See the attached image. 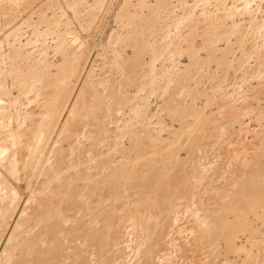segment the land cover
Masks as SVG:
<instances>
[{
  "label": "rangeland",
  "instance_id": "obj_1",
  "mask_svg": "<svg viewBox=\"0 0 264 264\" xmlns=\"http://www.w3.org/2000/svg\"><path fill=\"white\" fill-rule=\"evenodd\" d=\"M45 173L82 264H264V0H0V254Z\"/></svg>",
  "mask_w": 264,
  "mask_h": 264
},
{
  "label": "bare ground",
  "instance_id": "obj_2",
  "mask_svg": "<svg viewBox=\"0 0 264 264\" xmlns=\"http://www.w3.org/2000/svg\"><path fill=\"white\" fill-rule=\"evenodd\" d=\"M58 142H60V141H58ZM60 145H62V144H60ZM9 146V145H8ZM58 148H60V147H58ZM57 148V149H58ZM70 148V147H69ZM54 150V149H53ZM67 150V149H66ZM79 150V149H78ZM81 150H82V148H81ZM57 151V150H56ZM80 151V150H79ZM82 152V151H81ZM51 154V153H50ZM14 156V155H13ZM51 156V155H50ZM82 156V155H81ZM67 157V156H66ZM101 157V156H100ZM12 158V157H11ZM77 158V157H76ZM75 158V159H76ZM97 158V157H96ZM80 159V158H79ZM4 160V159H3ZM7 160V159H6ZM24 160H25V158H24ZM94 160V159H93ZM65 161V160H64ZM68 161V160H67ZM84 161V160H83ZM92 161V160H91ZM2 162H4V161H2ZM68 162H70V161H68ZM90 162V161H89ZM7 164V163H6ZM27 164V163H26ZM47 164V163H46ZM69 164V163H68ZM79 164H80V162H79ZM85 164V163H84ZM99 164V163H98ZM10 165V164H9ZM48 165V164H47ZM74 165V164H73ZM96 165V164H95ZM14 166V165H13ZM39 166V165H38ZM61 166V165H60ZM64 166V165H63ZM77 166V165H76ZM79 166H81V165H79ZM98 166V165H97ZM8 167V166H7ZM16 167V166H15ZM83 167V166H82ZM93 167V166H92ZM96 167V166H95ZM94 167V168H95ZM9 168H11V167H9ZM28 168V167H27ZM48 168V167H47ZM113 168V167H112ZM36 169V168H35ZM88 169V168H87ZM86 169V170H87ZM90 169V168H89ZM96 169V168H95ZM105 169V168H104ZM27 170H30V169H27ZM83 170H85V169H83ZM111 170V169H110ZM10 171V170H9ZM12 171V170H11ZM45 171H47V170H45ZM49 171V170H48ZM70 171H72V170H70ZM96 171V170H95ZM24 172V171H23ZM58 171H56L55 173H57ZM74 172V171H73ZM87 172V171H86ZM143 172V171H142ZM141 172V173H142ZM44 173V172H43ZM50 173V172H49ZM59 173H61L60 171H59ZM109 173V172H108ZM140 173V172H139ZM27 174V173H26ZM33 174H35V172L33 173ZM42 174V173H41ZM40 174V175H41ZM64 174V173H63ZM62 174V175H63ZM90 174V173H89ZM93 174V173H92ZM16 175V174H15ZM45 175H47L46 173L45 174H43V176H38V178H37V180H36V183H34L35 185H34V187H33V189H32V191H31V194L29 195V200L31 199H33L31 202H32V204H33V201L34 200H38L37 201V207L35 208V206H33L32 207V209L30 208V210H33V211H31V212H35V210H34V208L36 209V213L35 214H31V212H30V210L28 209V210H26L27 212L29 211L30 212V214H31V216H29L28 218L30 219H33V220H26L27 219V216L29 215V213H26V211H25V213L26 214H28V215H25V218L23 219V217L21 218V216H23V214L21 215L20 214V217L19 218H21V220H19L18 221V224L17 225H15L14 226V228H13V230H12V232H11V234H10V236L8 237V239H7V241H6V243H4L5 244V246H4V248H3V250H2V252H1V254H0V264H82V262H81V256H80V250H81V248H85V239H86V234H85V231H84V224L86 223V222H84V221H82L83 219H81V221L80 220H78V222L77 223H72L71 225H70V221H68V219H70V217H72V215H73V217L71 218L72 219V221H73V219L75 218V220H77L78 218L80 219V217H81V215H78L77 213L78 212H81L82 211V209L80 210L78 207H79V205H77V202H75V203H73V201H72V203H70V204H67V203H65V204H63L64 202H62V204H60V205H58L57 204V201L56 200H54L53 198L55 197V199H58L57 197L58 196H60V195H63L64 193L63 192H65L66 190H64V191H62L63 189H68L69 188V186L67 185V187L65 186V184H64V186L63 187H66V188H63L62 187V184H61V189L60 190H57L59 187H57V188H55V186H53V184L54 183H56L55 182V179H57L58 178V176H56L55 174L54 175H52V176H50V177H52V179L51 180H48L47 179V181L46 180H44L45 182H42V179H44L43 177L45 176ZM91 175V174H90ZM108 175V174H107ZM132 175V174H131ZM33 176H36V174L35 175H33ZM70 176V175H69ZM204 176V175H203ZM45 177H47V176H45ZM73 177V176H72ZM71 177V178H72ZM76 177V176H75ZM103 177V176H102ZM129 177V176H128ZM86 178V177H85ZM94 178V177H93ZM110 178H112L111 176H110ZM153 178V177H152ZM32 179V178H31ZM46 179V178H45ZM70 179V178H69ZM73 179V178H72ZM30 180V179H29ZM28 180V181H29ZM33 180V179H32ZM31 180V181H32ZM35 180V179H34ZM62 180V179H61ZM61 180H59V181H61ZM75 180V179H74ZM76 181H78V180H76ZM143 181V180H142ZM152 181H153V179H152ZM198 181V180H197ZM68 182V181H67ZM88 182V181H87ZM156 182V181H155ZM28 183V182H27ZM46 183V184H45ZM60 183H62V182H60ZM59 183V184H60ZM71 183H72V180H71ZM109 183V182H108ZM148 183V182H147ZM151 183V185H152V182H150ZM234 182H232L231 184H233ZM30 184V183H29ZM28 184V185H29ZM76 184V183H75ZM79 184V183H78ZM237 184H239V183H237ZM73 185H74V183H73ZM86 185V184H85ZM88 185V184H87ZM86 185V186H87ZM120 185V184H119ZM229 185V184H228ZM227 185V186H228ZM234 185H235V183H234ZM31 186V185H30ZM56 186H57V183H56ZM60 186V185H59ZM80 186V185H79ZM140 186H144V188H147L148 186H145V185H140ZM231 186V185H230ZM74 187V186H73ZM81 187V186H80ZM84 187V186H83ZM120 187V186H119ZM137 187H139V186H137ZM71 188V187H70ZM85 188V187H84ZM83 188V189H84ZM92 188V187H91ZM97 188V187H96ZM226 188V187H225ZM228 188V187H227ZM30 189V188H29ZM44 190V191H42V190ZM75 189V188H74ZM130 189H132V188H130ZM173 189V188H172ZM77 190V189H76ZM75 190V191H76ZM79 190H81V189H79ZM79 190H77V191H79ZM90 190V189H89ZM145 190H147V189H145ZM150 190V189H149ZM175 190V189H174ZM179 190V189H178ZM249 189H247V188H245V191H248ZM67 191H70L69 189L67 190ZM117 191V190H116ZM120 191V190H119ZM139 191L140 190H138V192L137 193H139ZM172 191V190H171ZM252 192H253V190H251ZM87 192V191H86ZM95 192V191H94ZM93 192V193H94ZM102 192H103V190H102ZM101 192V193H102ZM166 192V191H165ZM176 192H177V190H176ZM71 193H72V191H71ZM71 193H70V195H71ZM80 193V192H79ZM89 193V192H88ZM92 193V194H93ZM100 193V194H101ZM120 193H122V192H120ZM134 193L135 192H133V195H134ZM180 193V192H179ZM218 193H220V192H218ZM129 194V193H128ZM136 194V193H135ZM140 194V193H139ZM166 194V193H165ZM171 194V193H170ZM170 194H169V196H170ZM216 194V193H215ZM228 194V193H227ZM81 195H83V194H80L79 196H81ZM142 195H143V193H142ZM173 195V194H172ZM219 195V194H218ZM218 195H217V197H218ZM77 196V195H76ZM99 196V195H98ZM101 196V195H100ZM99 196V197H100ZM136 196H139V195H136ZM174 196V195H173ZM181 196V195H180ZM180 196H178V197H180ZM209 196H211V195H209ZM18 197V196H17ZM106 197V196H105ZM140 197V196H139ZM168 197V196H167ZM20 198H22V197H20ZM19 197H18V199H20ZM27 198V199H28ZM63 198V197H62ZM61 198V199H62ZM109 198V197H108ZM107 198V199H108ZM126 198V197H125ZM125 198H124V200H125ZM219 198V197H218ZM217 198V199H218ZM222 198V197H221ZM17 199V200H18ZM52 199L54 200V202H56V203H54L53 201H52ZM66 199V198H65ZM64 199V200H65ZM70 199V198H69ZM111 199H112V197H111ZM126 199H130V198H126ZM183 199V198H182ZM214 199H216V196H215V198ZM29 200H27V201H29ZM68 200V199H67ZM66 200V201H67ZM71 200V199H70ZM79 200V199H78ZM81 200V199H80ZM102 200V199H101ZM179 200V199H178ZM211 200V199H210ZM213 200V199H212ZM2 201V200H1ZM5 201V200H4ZM65 201V202H66ZM85 201H87V200H85ZM106 201V200H105ZM104 201V202H105ZM127 201V200H126ZM214 201V200H213ZM7 202H9L8 200H7ZM39 202V203H38ZM101 202V201H100ZM177 202V201H176ZM175 202V203H176ZM179 202V201H178ZM216 202H218V201H216ZM259 202H261V201H259ZM259 202H257V203H259ZM10 203V202H9ZM17 203V202H16ZM98 203V202H97ZM132 203V202H131ZM170 203V202H169ZM172 203V202H171ZM170 203V204H171ZM254 203H256V202H254ZM256 203V204H257ZM262 204L264 203V202H261ZM261 203H259V204H261ZM11 204H13V203H11ZM21 204V203H20ZM27 205L28 204H30L29 202H27L26 203ZM85 204V203H84ZM87 204V203H86ZM92 204H94V203H92ZM99 204V203H98ZM105 204H106V202H105ZM115 204H117V203H115ZM121 204V203H120ZM255 204V205H256ZM34 205V204H33ZM81 205V204H80ZM83 205V204H82ZM118 205H119V203H118ZM129 205V204H128ZM127 205V206H128ZM174 205H177V204H174ZM15 206V205H14ZM17 206V205H16ZM22 206V205H21ZM167 206V205H166ZM250 206V205H249ZM248 206V207H249ZM263 206V205H262ZM18 207V206H17ZM28 207H30V205L28 206ZM95 207V206H94ZM97 207V206H96ZM123 207H125L124 205H123ZM130 207V206H129ZM258 207V206H257ZM257 207H255V208H257ZM2 208V207H1ZM11 208V207H10ZM13 208V207H12ZM82 208V207H81ZM89 208V207H88ZM99 208V207H98ZM172 208V207H171ZM176 208V207H175ZM252 208H254L253 206H252ZM259 208V207H258ZM14 209V208H13ZM38 209V210H37ZM92 209V208H91ZM173 209H174V207H173ZM84 210H85V208H84ZM87 210H89V209H87ZM111 210V209H110ZM162 210V209H161ZM164 210V209H163ZM244 210V209H243ZM246 210V209H245ZM244 210V211H245ZM258 210V209H257ZM261 210V209H260ZM263 210V209H262ZM4 211V210H3ZM2 211V212H3ZM8 211V210H7ZM12 211V210H11ZM21 211V210H20ZM94 211V210H93ZM119 211V210H118ZM117 211V212H118ZM140 211V210H139ZM154 211V210H153ZM165 211V210H164ZM47 212V213H46ZM50 212V213H49ZM252 212V211H251ZM255 212H257V211H255ZM1 213V212H0ZM9 213V212H8ZM17 213V212H16ZM24 213V212H23ZM52 213V214H51ZM81 213H83V211L81 212ZM94 213H96V212H94ZM101 213V212H100ZM109 213V212H108ZM111 213V212H110ZM119 213V212H118ZM120 213H122V212H120ZM144 213V212H143ZM158 213V212H157ZM165 213V212H164ZM167 213V212H166ZM244 213V212H243ZM12 214H13V211H12ZM75 214H77V216H80V217H78L77 219H76V215ZM80 214V213H79ZM84 214V213H83ZM107 214V213H106ZM141 214V213H140ZM199 215H200V213H198ZM205 214V213H204ZM203 214V215H204ZM3 215V214H2ZM14 215H15V213H14ZM33 215V216H32ZM46 215H48L47 217H46ZM71 215V216H70ZM74 215H75V217H74ZM95 215V214H94ZM109 215V214H108ZM115 215V214H114ZM113 215V216H114ZM125 215V214H124ZM144 215V214H143ZM142 215V216H143ZM156 215H158V214H156ZM160 215V214H159ZM167 214H165V216H166ZM203 215H201L204 219H205V217L203 216ZM206 215V214H205ZM209 215H211V213L209 214ZM241 215V214H240ZM243 215V214H242ZM253 215V214H252ZM91 216V215H90ZM102 216V215H101ZM123 216V215H122ZM134 215H132V217H133ZM150 216H152V215H150ZM200 216V217H201ZM207 216V215H206ZM225 216V215H224ZM12 218H13V216H11ZM66 217H68V218H66ZM95 217V216H94ZM103 217V216H102ZM121 217V216H120ZM135 217V216H134ZM133 217V218H134ZM211 217V216H210ZM236 217H238V216H236ZM87 218V217H86ZM92 218V217H91ZM115 218V217H114ZM127 218V217H126ZM152 218V217H151ZM207 218V217H206ZM209 218V217H208ZM224 218V217H223ZM238 218H240V217H238ZM248 218V217H247ZM64 219V220H63ZM67 219V220H66ZM129 219V218H128ZM24 220V221H23ZM85 220V219H84ZM93 220V219H92ZM113 220V219H112ZM112 220H110L111 222L110 223H112ZM124 220V219H123ZM145 220V219H144ZM207 220H209V219H207ZM210 220H212V219H210ZM227 220V219H226ZM6 221V220H5ZM66 221L69 223V225H70V227L67 225H65V223H66ZM89 221V220H88ZM88 221H87V224H88ZM94 222H95V220H93ZM97 221V220H96ZM121 221V220H120ZM149 221H150V219H149ZM162 221V220H161ZM170 221V220H169ZM249 221V220H248ZM8 222H9V220H8ZM12 222V221H11ZM74 222V221H73ZM98 222V221H97ZM100 222V221H99ZM99 222H98V224H99ZM104 222H105V220H104ZM147 222V221H146ZM156 222H158V221H156ZM247 222V221H246ZM96 223V222H95ZM103 223V222H102ZM143 223V222H142ZM155 223V222H154ZM203 223V222H202ZM237 223V222H236ZM67 224V223H66ZM91 223H89V225H90ZM97 224V225H98ZM113 224V223H112ZM119 224V223H118ZM117 224V225H118ZM151 224V223H150ZM7 225V224H6ZM5 225V226H6ZM10 225V224H9ZM86 225V224H85ZM106 225H108V224H106ZM143 225V224H142ZM203 225H205V224H203ZM227 225V224H226ZM238 225V224H237ZM241 225V224H240ZM243 225H245V222H244V224ZM247 225V224H246ZM1 226V225H0ZM8 226V225H7ZM102 226V225H101ZM101 226H99V227H101ZM120 226V225H119ZM134 226V225H133ZM91 227V226H90ZM103 227V226H102ZM185 227V226H184ZM233 227H235V225L233 226ZM243 227V226H242ZM86 228H88V227H86ZM109 228V227H108ZM111 228V227H110ZM139 228V227H138ZM141 229H142V227H140ZM190 228V227H189ZM246 228V227H245ZM19 229H20V233H19ZM90 229H92V228H90ZM89 229V230H90ZM105 229V228H104ZM127 229V228H126ZM145 229V228H144ZM168 229H169V227H168ZM191 229V228H190ZM235 229H236V227H235ZM234 229V230H235ZM5 230V229H4ZM120 230H121V228H120ZM157 230V229H156ZM160 230H162V229H160ZM240 230V229H239ZM91 231V230H90ZM94 231V230H93ZM103 231V230H102ZM101 231V232H102ZM129 231V230H128ZM185 231V230H184ZM252 231V230H251ZM4 232V231H3ZM95 232V231H94ZM101 232H99V234L101 233ZM104 232H105V230H104ZM107 232V231H106ZM157 232V231H156ZM160 232V231H159ZM158 232V233H159ZM168 232V231H167ZM173 232V231H172ZM1 233V232H0ZM19 233V234H18ZM96 233V232H95ZM95 233H93V234H95ZM108 233V232H107ZM119 233V232H118ZM121 233H122V231H121ZM162 233H164V232H162ZM180 233V232H179ZM225 233H227V231L225 232ZM224 233V234H225ZM254 233H256V232H254ZM3 234V233H2ZM88 234H89V232H88ZM113 234H116L117 235V233H115V231H113ZM112 234V235H113ZM125 234V233H124ZM132 234V233H131ZM90 235V234H89ZM88 235V236H89ZM96 235H98V234H96ZM102 235H104V233L102 234ZM111 235V234H110ZM109 235V236H110ZM128 235V234H127ZM157 235H160V233L159 234H157ZM216 235H217V232H216ZM252 235H253V232H252ZM6 236V235H5ZM87 236V237H88ZM91 237L93 236L92 234L90 235ZM95 236V235H94ZM101 236V235H100ZM104 236H106V235H104ZM144 236H145V234H144ZM149 236V235H148ZM163 236H164V234H163ZM220 237H221V235H219ZM222 236H224V235H222ZM251 236V235H250ZM2 237V236H1ZM0 237V238H1ZM103 237V236H102ZM102 237H101V239H102ZM107 237V236H106ZM111 237H115L114 235L113 236H111ZM117 237V236H116ZM220 237H218V239H225V237H229V235H227V236H225V237H223V238H220ZM5 238V237H4ZM95 238V240H96V237H94ZM105 238V237H104ZM154 238V237H153ZM226 238V239H227ZM231 238V235H230V237H229V239ZM250 238V237H249ZM2 240H3V237L1 238ZM89 239V238H88ZM92 239V238H91ZM99 239V238H98ZM101 239H99V241L101 240ZM106 239H108V238H106ZM110 239V238H109ZM118 239V238H117ZM223 239V240H224ZM103 240V242L105 241V239H102ZM101 240V241H102ZM135 240V239H134ZM143 240V239H142ZM91 241H94V240H91ZM97 241V240H96ZM107 241V240H106ZM106 241L104 242V243H106ZM3 242V241H2ZM111 242V241H110ZM132 242V241H131ZM142 242V241H141ZM88 243V242H87ZM98 244H99V242H97ZM96 243V244H97ZM103 243V244H104ZM109 243V242H108ZM148 243V242H147ZM264 243V242H263ZM2 244V243H1ZM94 245H95V243H93ZM141 244V243H140ZM139 244V245H140ZM155 244V243H154ZM158 244V243H157ZM89 245V244H88ZM102 245V244H101ZM107 245V244H106ZM115 245H116V243H115ZM142 245V244H141ZM156 245V244H155ZM1 246V245H0ZM87 246V245H86ZM99 246V245H98ZM110 246V245H109ZM109 246H107V248L109 247ZM112 247H114L113 245H111ZM110 246V247H111ZM153 246V245H152ZM88 247H90V245L88 246ZM91 247H93V245H91ZM90 247V248H91ZM109 247V249H111ZM141 247V246H140ZM95 248V247H94ZM101 248V247H100ZM103 248H105V247H103ZM125 248V247H124ZM152 248H155L154 246L152 247ZM187 248V247H186ZM227 248H230V247H227ZM87 249V248H86ZM86 249H84V250H86ZM99 249V248H98ZM102 249V248H101ZM101 249H99L100 251H101ZM106 249V248H105ZM157 249V248H156ZM180 249V248H179ZM184 249V248H183ZM237 249H239V248H237ZM243 249V248H242ZM74 250V251H73ZM113 249H111L110 250V255H112L111 254V251H112ZM194 250V249H193ZM236 250V249H235ZM118 251H119V249H118ZM121 252H122V250H120ZM136 251V250H135ZM140 251V250H139ZM150 251H154L153 249H151ZM158 251V250H157ZM156 251V252H157ZM185 251V250H184ZM212 251H214V249L212 250ZM88 252V254L87 255H85V257L86 256H90V249L89 250H86V253ZM102 252V251H101ZM103 252H105V251H103ZM115 253H116V251H114ZM113 252V253H114ZM145 252V251H144ZM155 252V251H154ZM248 252V251H247ZM85 253V254H86ZM92 253V252H91ZM120 253V252H119ZM119 253H118V255H119ZM178 253H179V251H178ZM181 253V252H180ZM190 253V252H189ZM209 253V252H208ZM259 253V252H258ZM73 254V255H72ZM143 254V253H142ZM158 254V253H157ZM244 254V253H243ZM247 254V253H246ZM263 254V253H262ZM104 255V254H103ZM105 255H107V253L105 254ZM104 255V256H105ZM155 255V254H154ZM160 255V254H159ZM248 255V254H247ZM264 255V254H263ZM262 255V256H263ZM88 256V257H89ZM92 256V255H91ZM90 256V257H91ZM252 256V255H251ZM261 256V257H262ZM93 257H95V256H93ZM92 257V258H93ZM115 257V256H114ZM113 257V258H114ZM122 257V256H121ZM192 257V256H191ZM194 257V256H193ZM209 257V256H208ZM207 257V258H208ZM141 258V257H140ZM190 258V257H189ZM98 259V258H97ZM142 259V258H141ZM151 259V258H150ZM157 259V258H156ZM186 259V258H185ZM193 259V258H192ZM196 259V258H195ZM136 260V259H135ZM138 260V259H137ZM143 260V259H142ZM145 260H147V259H145ZM182 260V259H181ZM201 260V259H200ZM206 260H208V259H206ZM87 261V259L85 260V262ZM92 261V260H91ZM101 261V260H100ZM103 261V260H102ZM111 261H113V260H110V262ZM149 261V260H148ZM148 261L146 262L145 261V263L146 264H149L148 263ZM152 261H154V260H152ZM156 261V260H155ZM155 261H154V263H155ZM190 261V260H189ZM205 261V260H204ZM264 261V260H263ZM109 262V264H111ZM120 262V261H119ZM138 262V261H137ZM94 263V262H93ZM97 263V262H96ZM105 263V262H104ZM152 263V262H151ZM187 263H188V261H187ZM245 263V262H244ZM87 264V263H86ZM98 264V263H97ZM122 264V263H121ZM142 264H144V262L142 263ZM181 264V263H180ZM185 264H186V262H185ZM191 264H194L193 262L191 263ZM212 264V263H211ZM250 264V263H249Z\"/></svg>",
  "mask_w": 264,
  "mask_h": 264
}]
</instances>
